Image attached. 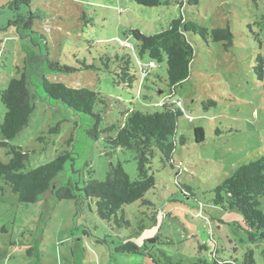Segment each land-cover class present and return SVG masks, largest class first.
<instances>
[{"label": "rangeland", "instance_id": "374dc122", "mask_svg": "<svg viewBox=\"0 0 264 264\" xmlns=\"http://www.w3.org/2000/svg\"><path fill=\"white\" fill-rule=\"evenodd\" d=\"M11 1L0 0V92L11 77H19L17 67H24L35 108L27 127L8 141L28 152L24 170L67 152L70 157L54 179L57 186L74 180L72 184L81 187L89 170L102 180L110 164L118 162L135 179L133 154L109 151L103 134L95 130L118 122V108L154 111L163 102L179 100L183 114L175 136L174 166L155 154L148 168L155 187L145 194L151 203L136 200L125 205L129 227L108 224L93 207L58 200L49 191L22 204L0 180L5 188L0 194V264H190L198 259L212 262L215 256L244 264L249 251L253 263L248 264H264V239L251 243L241 213L225 201L213 203L219 183L238 166L264 155V77L253 70L255 56L264 53V0H199L183 6L174 0L159 6L135 0H31L19 9L9 7ZM28 12L33 15V33L21 37L10 23ZM180 15L209 29L228 25L233 44L226 51L221 42L195 38L191 74L170 93L165 61H155L147 74L142 73L150 60L140 55L131 30L153 34ZM116 55L131 58L137 79L130 87L113 81ZM46 57L78 70L50 73ZM43 76L100 92L109 110L97 128L89 114L51 98L43 90ZM101 109L97 104L94 112ZM4 112L0 101V122ZM56 125L58 131L49 133ZM194 127L203 129V142H195ZM7 151L0 147L4 162ZM260 202L264 212V196ZM128 239L138 251L116 252L114 248Z\"/></svg>", "mask_w": 264, "mask_h": 264}, {"label": "trees", "instance_id": "16d2710c", "mask_svg": "<svg viewBox=\"0 0 264 264\" xmlns=\"http://www.w3.org/2000/svg\"><path fill=\"white\" fill-rule=\"evenodd\" d=\"M143 6H159L170 3L171 0H135ZM183 6L184 4L196 5L199 0H174ZM31 0H12L9 7L29 6ZM17 16L10 23L17 28L19 35L27 37L33 33V15ZM20 30L25 34L21 35ZM133 37L138 42V50L141 56L146 55L149 62H166V85L170 93H174L191 74V66L197 53L195 38L207 42H221L227 51L233 44V33L229 26H220L212 29L185 15L172 19L165 29L146 35L138 29L131 30ZM116 71L113 81L115 85L130 87L136 81V75L131 72V58L129 55H116ZM50 73H72L78 70L69 65H60L51 62L46 57ZM155 66V64H154ZM87 69L92 66L82 65ZM151 68L147 69L149 71ZM253 70L258 78L264 77V53L255 56ZM147 74V71H143ZM19 77H11L5 88L0 92V101L5 107V112L0 122V147H8L9 159L4 162L0 159V180L15 194L22 204L33 203L47 191L58 200L72 199L77 203L93 207L98 218L108 224L119 228L130 226L125 214V205L136 200L143 203H151L145 199V194L155 187L152 173H149V165L158 152L161 162L174 166L173 151L176 145V132L178 119L183 114L181 101L172 100L163 102L160 109L150 111L141 109H126L121 111L122 116L118 122L107 125L96 133L103 134V142L111 151L118 149L129 151L133 154L137 164V176L131 179L123 169L120 162L110 164L104 179L94 177L92 170L88 171V178L82 180V186L72 184L69 180L62 185H55L54 179L63 170L69 159L67 152L59 153L53 160L38 165L29 170H24L28 152L20 146L9 144V140L27 127L35 105L24 67H17ZM43 90L53 99H59L72 107L77 112L89 114L95 119L96 128L103 120L107 107L106 99L100 92L88 88H72L62 82H51L45 76L42 77ZM179 102V103H178ZM212 104L214 103L211 101ZM97 104L102 109L94 112ZM125 117V119H123ZM195 142L204 140L203 129L194 127ZM58 125L49 129V133H56ZM183 144L185 138L180 137ZM180 188L190 191L185 184H177ZM5 188L0 185V194ZM213 203L223 204L225 201L229 208L237 209L243 219L248 240L251 243L261 242L264 239V212L260 205V199L264 196V155L255 160L242 164L236 168L231 176L225 178L213 190ZM83 208L78 207V210ZM153 239H150L152 241ZM202 248V246H200ZM116 252H136L138 246L131 240L120 243L115 248ZM244 264L253 263L252 253L245 254ZM190 264H234L232 260H224L214 257L212 262L198 259Z\"/></svg>", "mask_w": 264, "mask_h": 264}, {"label": "built area", "instance_id": "2783aa9c", "mask_svg": "<svg viewBox=\"0 0 264 264\" xmlns=\"http://www.w3.org/2000/svg\"><path fill=\"white\" fill-rule=\"evenodd\" d=\"M146 67H148V68L154 67V63L151 61V62L148 63V66H146ZM142 69H143V71L144 70L147 71V68H142Z\"/></svg>", "mask_w": 264, "mask_h": 264}]
</instances>
